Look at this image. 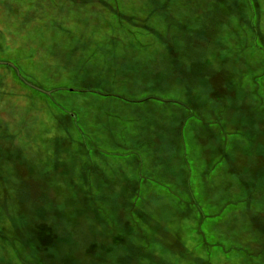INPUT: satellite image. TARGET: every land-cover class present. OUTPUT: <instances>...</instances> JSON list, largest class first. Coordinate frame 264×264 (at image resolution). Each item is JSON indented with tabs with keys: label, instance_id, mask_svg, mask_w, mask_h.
<instances>
[{
	"label": "rangeland",
	"instance_id": "obj_1",
	"mask_svg": "<svg viewBox=\"0 0 264 264\" xmlns=\"http://www.w3.org/2000/svg\"><path fill=\"white\" fill-rule=\"evenodd\" d=\"M0 264H264V0H0Z\"/></svg>",
	"mask_w": 264,
	"mask_h": 264
}]
</instances>
